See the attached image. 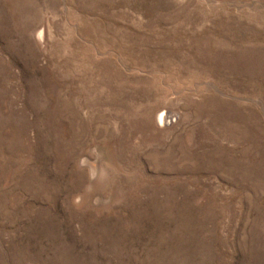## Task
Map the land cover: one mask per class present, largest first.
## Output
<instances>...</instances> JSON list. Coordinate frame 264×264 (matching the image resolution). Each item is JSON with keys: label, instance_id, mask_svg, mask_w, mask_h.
Listing matches in <instances>:
<instances>
[{"label": "rangeland", "instance_id": "obj_1", "mask_svg": "<svg viewBox=\"0 0 264 264\" xmlns=\"http://www.w3.org/2000/svg\"><path fill=\"white\" fill-rule=\"evenodd\" d=\"M0 264H264V0H0Z\"/></svg>", "mask_w": 264, "mask_h": 264}, {"label": "bare ground", "instance_id": "obj_2", "mask_svg": "<svg viewBox=\"0 0 264 264\" xmlns=\"http://www.w3.org/2000/svg\"><path fill=\"white\" fill-rule=\"evenodd\" d=\"M164 114V113H163ZM162 118H163V116H162V114H160L159 115V122H162ZM164 121V120H163ZM163 123V122H162Z\"/></svg>", "mask_w": 264, "mask_h": 264}]
</instances>
